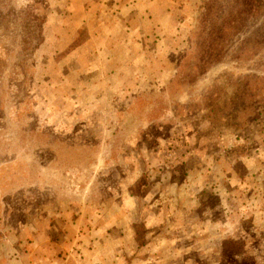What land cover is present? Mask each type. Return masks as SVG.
Wrapping results in <instances>:
<instances>
[{"label":"rangeland","instance_id":"obj_1","mask_svg":"<svg viewBox=\"0 0 264 264\" xmlns=\"http://www.w3.org/2000/svg\"><path fill=\"white\" fill-rule=\"evenodd\" d=\"M241 3L0 0V264H264Z\"/></svg>","mask_w":264,"mask_h":264},{"label":"trees","instance_id":"obj_2","mask_svg":"<svg viewBox=\"0 0 264 264\" xmlns=\"http://www.w3.org/2000/svg\"><path fill=\"white\" fill-rule=\"evenodd\" d=\"M256 0H242V6H247V5H251L253 7V3L255 2ZM254 9V8H252Z\"/></svg>","mask_w":264,"mask_h":264}]
</instances>
